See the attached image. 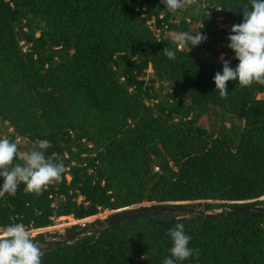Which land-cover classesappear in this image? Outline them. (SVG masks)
Listing matches in <instances>:
<instances>
[{"label": "trees", "instance_id": "obj_1", "mask_svg": "<svg viewBox=\"0 0 264 264\" xmlns=\"http://www.w3.org/2000/svg\"><path fill=\"white\" fill-rule=\"evenodd\" d=\"M199 4V13L198 4L171 13L161 0H0V138L22 153L48 141L45 156L65 165L62 181L42 193L21 183L0 198V230L145 203L204 211L259 203L264 86L229 81L222 99L213 81L219 56L238 64L227 36L250 3ZM198 31L207 39L189 53L173 43L176 33ZM176 223L199 250L181 264H264V211L147 214L46 250L42 264H163ZM46 236L58 237H32L44 244Z\"/></svg>", "mask_w": 264, "mask_h": 264}, {"label": "clouds", "instance_id": "obj_2", "mask_svg": "<svg viewBox=\"0 0 264 264\" xmlns=\"http://www.w3.org/2000/svg\"><path fill=\"white\" fill-rule=\"evenodd\" d=\"M168 12L176 13L185 6L198 4L197 13L205 5L199 4V0H161ZM242 10L243 22L232 25L227 36V47L234 53V59L238 61L235 68L230 66V61L220 57L222 72L214 74L215 90L222 99H227V82L236 81L243 87H251L253 83L264 86V0H249ZM209 15V13H208ZM203 27V24H202ZM179 32L172 37L177 49L187 53L191 47L198 46L206 41L207 36L200 31ZM191 46V47H190ZM164 55L170 60L176 59V50L165 47ZM50 142L40 141L36 145L37 150L27 153L19 151L18 144L9 138H0V198L5 194L15 195L21 183L25 185V193L40 194L54 182L62 181L65 165L62 161L54 162L53 158H47L45 151L50 147ZM19 160L22 163H14ZM184 224L176 223L170 228L167 235L172 241L169 256L163 264H181L190 257L198 256L188 245L191 236L185 233ZM44 253L34 241L31 232L24 224L13 223L0 230V264H42Z\"/></svg>", "mask_w": 264, "mask_h": 264}, {"label": "water", "instance_id": "obj_3", "mask_svg": "<svg viewBox=\"0 0 264 264\" xmlns=\"http://www.w3.org/2000/svg\"><path fill=\"white\" fill-rule=\"evenodd\" d=\"M258 204L256 205H236L229 207L224 210L217 211H204L200 208H192L182 206L180 203H165V204H155V203H145L136 206H132L117 210L109 215L107 218L92 224L90 226H86L80 228L79 230L72 231L63 237L46 242L44 244H38L41 248V251H46L49 249H54L64 243H68L75 238L83 235L90 234L91 232L104 230L108 227H111L119 222L136 220L145 218L147 214H158V213H177L184 216L193 215L194 217H200L205 219H214L221 217H233L238 215H246L251 212H262L264 211V197L258 200ZM246 203V202H244Z\"/></svg>", "mask_w": 264, "mask_h": 264}, {"label": "rangeland", "instance_id": "obj_4", "mask_svg": "<svg viewBox=\"0 0 264 264\" xmlns=\"http://www.w3.org/2000/svg\"><path fill=\"white\" fill-rule=\"evenodd\" d=\"M218 25H219V27H221L223 29L227 28V26L225 24L221 23L220 19L218 21ZM151 27H152V25H151ZM168 35H171V34H168ZM220 57L221 56L218 57V61H220ZM257 97L258 98H264V93L258 94ZM201 122L203 123L204 119H201ZM20 144L24 145L25 143L22 141V142H20ZM200 209H202V208L200 207ZM213 211H215V210H213ZM113 212H115V211H102V212L97 213L94 216H91V217H88V218H85L82 220H74L71 217H59V218L53 220L52 226H49L46 228H41V229H31L30 232H31L32 236H34L36 234H56V235H58V237H56V238H49L48 236H46L44 238V240L46 242H49V241L57 240V239L63 237L64 235H66L67 233L65 232V230H67V229H71L72 227H75V229L73 230V231H75V230H79L80 228L90 226L92 224H95V223L107 218Z\"/></svg>", "mask_w": 264, "mask_h": 264}]
</instances>
